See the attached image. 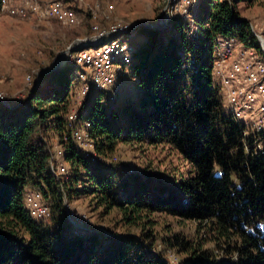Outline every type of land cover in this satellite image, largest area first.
Listing matches in <instances>:
<instances>
[{
    "label": "trees",
    "instance_id": "16d2710c",
    "mask_svg": "<svg viewBox=\"0 0 264 264\" xmlns=\"http://www.w3.org/2000/svg\"><path fill=\"white\" fill-rule=\"evenodd\" d=\"M239 1L198 0L162 28L131 29L143 37L129 62L132 98L92 91L78 104L83 109L72 108L78 68L68 62L40 74L23 100L0 102V264H167L149 227L154 213L194 223L191 236L160 239L186 257L183 264H264V130L225 111L213 71L220 38L264 62ZM72 110L78 118L71 124ZM80 127L100 159L90 160L73 140ZM122 143L166 146L188 165L187 175L166 183L106 163ZM55 144L66 180L50 170ZM29 189L49 207L47 221L29 215ZM74 196L117 210L138 234L74 227L66 212Z\"/></svg>",
    "mask_w": 264,
    "mask_h": 264
},
{
    "label": "rangeland",
    "instance_id": "374dc122",
    "mask_svg": "<svg viewBox=\"0 0 264 264\" xmlns=\"http://www.w3.org/2000/svg\"><path fill=\"white\" fill-rule=\"evenodd\" d=\"M195 0L189 11L196 5ZM95 2H99L96 6ZM79 7L74 4L81 17L75 26H63L55 20L37 22L33 19L19 20L0 12V90L8 94L9 102L23 100L35 86L38 77L68 61L66 48L77 39H85L102 30H107L115 22L151 28H162L161 16L167 9V0H83ZM240 16L253 24L264 26V0H241L237 2ZM166 15V14H165ZM167 17V16H166ZM264 37V33L262 32ZM119 39L131 42L134 46L143 40L134 32L121 35ZM240 48L235 42L234 50ZM116 85L105 93L114 98L134 95L136 85L130 77V66L126 64ZM214 79L219 83L218 77ZM226 99L223 100L225 105ZM108 104V103H107ZM81 107V108H80ZM74 103L72 108L83 109ZM249 120V123H252ZM52 143L54 141L52 140ZM113 167L126 168L127 171H138L152 174L153 178L166 183L177 182L187 175L188 165L166 146H148L138 144H119L109 158L104 159ZM128 167V168H127ZM71 208L85 212L92 226L101 228L109 234H138L136 227H127L121 221L120 213L111 210L108 213L91 201L88 196H74L70 201ZM150 219L155 235V246L164 253L167 264H183L186 257L179 255L175 249L161 244L160 239L169 238L174 233L186 237L194 234L195 226L191 221H178L167 214L154 213Z\"/></svg>",
    "mask_w": 264,
    "mask_h": 264
},
{
    "label": "built area",
    "instance_id": "2783aa9c",
    "mask_svg": "<svg viewBox=\"0 0 264 264\" xmlns=\"http://www.w3.org/2000/svg\"><path fill=\"white\" fill-rule=\"evenodd\" d=\"M83 0H0V12L19 20L33 19L37 22L55 20L63 26H75L80 20L74 9L79 7ZM195 0H167V9L161 16V22L166 25L174 15L185 16ZM98 6L99 2H95ZM167 16V17H166ZM136 26H129L115 22L107 30L85 38L77 39L91 43L88 48L76 49L69 52L66 61L73 63L77 68L76 102L81 103L92 91L111 90L115 87L123 73V66L129 64L134 46L131 42L119 39ZM252 34L257 37L264 53V26L251 24ZM104 40H107L103 42ZM234 41L220 38L215 44L216 59L213 67L214 75L219 78L223 96L226 99L224 109L238 121L252 126L256 130H264V62L252 50H234ZM8 94L0 90V102L9 103ZM113 98L112 95L109 96ZM78 115L72 110L67 119L75 123ZM249 123V120H252ZM88 128V124L86 125ZM85 128H74L73 140L84 150L90 160L100 159L94 150V145L87 138ZM63 149L55 144L50 150V170L57 179H68L69 170L62 160ZM66 203V201H65ZM25 207L29 215L37 221H47L50 217L49 207L42 201L41 193L29 189L25 194ZM67 217L71 224L85 231L96 229L92 226L89 216L67 206ZM97 229H101L97 227ZM103 230V229H102Z\"/></svg>",
    "mask_w": 264,
    "mask_h": 264
},
{
    "label": "water",
    "instance_id": "95a60500",
    "mask_svg": "<svg viewBox=\"0 0 264 264\" xmlns=\"http://www.w3.org/2000/svg\"><path fill=\"white\" fill-rule=\"evenodd\" d=\"M260 45V44H259ZM91 46V43L88 42V41H84L80 44V46H77L76 43H73V44H70L65 52H72V51H75L76 49H82V48H88Z\"/></svg>",
    "mask_w": 264,
    "mask_h": 264
}]
</instances>
